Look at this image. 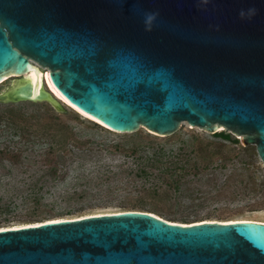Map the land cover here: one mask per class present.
Returning <instances> with one entry per match:
<instances>
[{"label":"water","instance_id":"water-1","mask_svg":"<svg viewBox=\"0 0 264 264\" xmlns=\"http://www.w3.org/2000/svg\"><path fill=\"white\" fill-rule=\"evenodd\" d=\"M145 12L159 13L151 31ZM38 69L42 83L25 79ZM9 80L0 102L72 108L51 84L117 132L167 136L186 121L237 135L264 163V0H0ZM0 264H264V222L135 209L42 221L0 229Z\"/></svg>","mask_w":264,"mask_h":264},{"label":"rangeland","instance_id":"rangeland-1","mask_svg":"<svg viewBox=\"0 0 264 264\" xmlns=\"http://www.w3.org/2000/svg\"><path fill=\"white\" fill-rule=\"evenodd\" d=\"M10 83L0 84V92ZM20 105L28 115L36 114V120L58 115V122L75 132L73 137L80 144L68 138V148L61 150L65 158L59 157L60 150L45 151L51 141L61 139L60 134L43 138L45 135L36 133L40 130L37 125L23 132L22 141L29 140L25 144L32 151L24 152L16 164L9 157L0 163V229L125 209L148 210L185 223L240 218L264 221V163L254 145L248 146L250 151H241L239 146L186 121L167 136L145 128L121 133L73 107L63 113L51 109L47 102ZM3 133L0 141L13 145L12 140H18L10 128ZM140 140L149 145L165 144L177 152L182 148L197 158L203 169L187 172L179 184L156 167L149 169L153 174L139 176L140 166L125 155L123 146ZM221 157L226 158L225 166H218ZM45 163L54 170H47Z\"/></svg>","mask_w":264,"mask_h":264},{"label":"trees","instance_id":"trees-1","mask_svg":"<svg viewBox=\"0 0 264 264\" xmlns=\"http://www.w3.org/2000/svg\"><path fill=\"white\" fill-rule=\"evenodd\" d=\"M30 103L34 104L35 102ZM51 109H54V107H51ZM36 117V114L28 115L25 111H23L20 102H0V137H2V131H4L5 133V131H7L9 128L13 130V135H15L16 137L18 136L17 141H14V139L12 140L13 145L11 144V141L5 139L0 141L1 164L7 157L10 158L12 164H16L20 161V158L21 156H23L24 152L32 151L28 148L27 144H25L29 140H26V142L23 143L22 138L24 136L23 132L28 131L27 129H30V127L34 125H37L40 130H42V132L40 130H37L36 133L45 135L41 136L43 138L46 136H52V138H56V135L60 134L61 139L56 143L55 141H51L49 148L45 151L46 153H51L55 149H57L60 150L59 157L65 158V156L63 155V151L68 148V138H73L75 142L74 144L79 146L80 140L73 137L76 133L70 130L68 126H65L62 123L58 122V115L51 114L49 116V119H46L45 121L36 120ZM213 136L239 146L241 151H250L249 147H243L240 139L234 137V135L230 132L220 131L213 134ZM116 145L117 147L120 146L118 144ZM123 148L125 155L132 157L135 163L140 166L139 170L137 171V174L139 176H149L150 174H153L152 171H149V169L156 167L160 172L168 173L169 175L173 176L174 184H179L181 178L185 176L187 172L196 169L194 172L197 173L203 169V167L199 164L198 159L194 158L190 153L182 151V148L177 152L172 149H168L165 144L158 143L156 145H149V143L141 140L134 141V143L128 146H123ZM193 151L196 152L195 149H193ZM36 153L37 155L42 154L41 151H36ZM196 156L197 155H195V157ZM225 164L226 158L221 157V162L218 166H225ZM47 166V170H54V167L48 164ZM155 175H157L158 177V174ZM153 188L156 187L154 186ZM31 194L29 195L32 196Z\"/></svg>","mask_w":264,"mask_h":264},{"label":"bare ground","instance_id":"bare-ground-1","mask_svg":"<svg viewBox=\"0 0 264 264\" xmlns=\"http://www.w3.org/2000/svg\"><path fill=\"white\" fill-rule=\"evenodd\" d=\"M45 71H46V70H45ZM45 71H40V70L38 69V70H37V73H34L33 71H31V72H29V73H26L24 76H25V79H29V80L32 81V82H35L36 79H37V77H39V80H40V82L42 83V79H43V76H44V72H45ZM46 76H47V73H46ZM50 86H51L52 90L54 91V93L57 95V97H59V99H61V100L64 101L65 103L71 105L72 107H74L75 109H77L78 111H80V110H79L78 108H76L74 105H72L71 103H69L65 98H63V97L60 95V93L57 92V91L52 87L51 84H50ZM80 112L83 113L82 111H80ZM83 114L86 115L87 117H90V118L96 120V121H99L98 119H96V118H94V117H91V116H89V115H87V114H85V113H83ZM99 122L102 123V124H104V125H106L107 127L111 128V129L116 130L115 128L110 127L109 125H107V124H105V123H103V122H101V121H99ZM240 219L256 220V219H251V218H240ZM57 220H60V219H57ZM234 220H237V219H233V221H234ZM48 221H49V220H48ZM169 221H171V222H175V223L188 224V223H185V222H179V221H175V220H169ZM206 221H211V220H206ZM256 221H261V220H256ZM262 222H264V221H262ZM37 224H38V223H37ZM24 225H25V224H24ZM27 225H30V224H27ZM21 226H22V225H21ZM14 227H20V226H14ZM1 229H3V228H1Z\"/></svg>","mask_w":264,"mask_h":264},{"label":"clouds","instance_id":"clouds-1","mask_svg":"<svg viewBox=\"0 0 264 264\" xmlns=\"http://www.w3.org/2000/svg\"><path fill=\"white\" fill-rule=\"evenodd\" d=\"M203 4H207L209 0H202ZM257 10L255 8H249L247 10H241L239 13V16L242 20L248 19L251 20L252 17L256 15ZM159 16L158 12H145L144 13V19H145V25L146 31H151L154 21H156L157 17Z\"/></svg>","mask_w":264,"mask_h":264}]
</instances>
